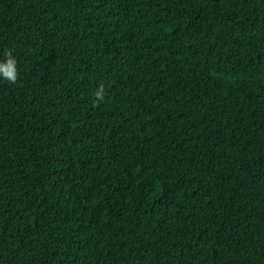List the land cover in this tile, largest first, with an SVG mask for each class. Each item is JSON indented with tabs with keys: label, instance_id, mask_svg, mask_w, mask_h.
<instances>
[{
	"label": "trees",
	"instance_id": "obj_1",
	"mask_svg": "<svg viewBox=\"0 0 264 264\" xmlns=\"http://www.w3.org/2000/svg\"><path fill=\"white\" fill-rule=\"evenodd\" d=\"M6 49L0 264H264V0H0Z\"/></svg>",
	"mask_w": 264,
	"mask_h": 264
},
{
	"label": "clouds",
	"instance_id": "obj_2",
	"mask_svg": "<svg viewBox=\"0 0 264 264\" xmlns=\"http://www.w3.org/2000/svg\"><path fill=\"white\" fill-rule=\"evenodd\" d=\"M3 57L4 59L0 60V79H3L10 84H15L19 77L17 60L15 56H13L11 49H6L3 52ZM94 95L97 102L104 100L105 87L103 84L99 86Z\"/></svg>",
	"mask_w": 264,
	"mask_h": 264
}]
</instances>
